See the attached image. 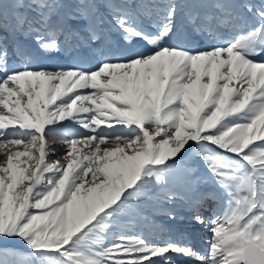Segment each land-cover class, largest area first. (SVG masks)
<instances>
[{"label":"snow or ice","instance_id":"1","mask_svg":"<svg viewBox=\"0 0 264 264\" xmlns=\"http://www.w3.org/2000/svg\"><path fill=\"white\" fill-rule=\"evenodd\" d=\"M0 151V264H264V0H0Z\"/></svg>","mask_w":264,"mask_h":264},{"label":"rangeland","instance_id":"2","mask_svg":"<svg viewBox=\"0 0 264 264\" xmlns=\"http://www.w3.org/2000/svg\"><path fill=\"white\" fill-rule=\"evenodd\" d=\"M48 67L53 66V62H48L47 65ZM73 133H79L83 131L81 128H79L76 125H72L71 128L69 129ZM49 143L52 144V146L57 150L55 155H51L49 157L50 160L55 161L57 159L60 160L61 163H64L63 160V149L65 145L61 143L59 139L57 140H52L49 138ZM111 146V145H109ZM9 148H11V145H8ZM5 159L4 154L2 151H0V161H3ZM202 167V165H201ZM158 223H166L163 217L158 218ZM183 231V228L181 226H176L173 228L171 232L167 231H160L157 227H154L152 225H144L142 226V232L143 234L150 240H153L157 243H162L165 241H175V242H183V238L181 236V232ZM211 239V234L207 231L199 230L197 231L193 238H192V244L194 247L198 250H200L202 253L206 252L209 247V241ZM20 251L22 253L27 254L28 250L24 248L23 246L20 247ZM182 264H190L189 261L183 260Z\"/></svg>","mask_w":264,"mask_h":264}]
</instances>
